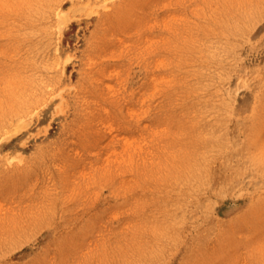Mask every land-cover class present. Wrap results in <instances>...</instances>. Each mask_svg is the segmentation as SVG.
<instances>
[{
    "label": "rangeland",
    "instance_id": "rangeland-1",
    "mask_svg": "<svg viewBox=\"0 0 264 264\" xmlns=\"http://www.w3.org/2000/svg\"><path fill=\"white\" fill-rule=\"evenodd\" d=\"M0 264H264V0H0Z\"/></svg>",
    "mask_w": 264,
    "mask_h": 264
}]
</instances>
